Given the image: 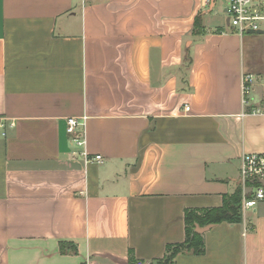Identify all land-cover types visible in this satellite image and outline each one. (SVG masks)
<instances>
[{
	"label": "crops",
	"instance_id": "0c3cea01",
	"mask_svg": "<svg viewBox=\"0 0 264 264\" xmlns=\"http://www.w3.org/2000/svg\"><path fill=\"white\" fill-rule=\"evenodd\" d=\"M214 7L0 0V264H158L187 208L241 184L243 156L264 153V84L246 103L245 34ZM83 116L76 147L67 118ZM203 234L174 264H264V200Z\"/></svg>",
	"mask_w": 264,
	"mask_h": 264
},
{
	"label": "built area",
	"instance_id": "2783aa9c",
	"mask_svg": "<svg viewBox=\"0 0 264 264\" xmlns=\"http://www.w3.org/2000/svg\"><path fill=\"white\" fill-rule=\"evenodd\" d=\"M212 0H204L206 6L211 4ZM227 13L229 16V25L240 34H246L248 30L264 31V0H227ZM258 79L255 74L245 72L242 75V89L246 97L250 96L253 87ZM190 110L189 106L185 107ZM9 126H13L11 123ZM67 133L76 147H84L86 144V117H68ZM0 134L7 135L6 124L0 118ZM74 156L81 155L86 161H102L100 154L91 157L84 149L75 148L72 151ZM264 178V153L245 154L242 158L240 180L243 189L242 210L253 208L259 201L264 200V185L260 180ZM251 187V191H246ZM84 264H101L100 261L88 257ZM136 264H151L146 260H137Z\"/></svg>",
	"mask_w": 264,
	"mask_h": 264
},
{
	"label": "trees",
	"instance_id": "16d2710c",
	"mask_svg": "<svg viewBox=\"0 0 264 264\" xmlns=\"http://www.w3.org/2000/svg\"><path fill=\"white\" fill-rule=\"evenodd\" d=\"M202 29V19L197 16L195 20L194 33ZM192 63V57L187 54L183 66L189 68ZM243 189L239 184L231 193L223 197L221 206L206 208H187L185 210L186 238L180 243H171L167 245L164 257L158 260V264H174L177 255L185 250L194 254L201 255L205 253L204 234L196 231L197 225L206 226L208 224H219L221 222L238 223L243 219L242 210ZM67 243L61 241L60 249L62 252L67 251ZM73 246V245H72ZM74 247V246H73ZM130 256V261H132Z\"/></svg>",
	"mask_w": 264,
	"mask_h": 264
},
{
	"label": "rangeland",
	"instance_id": "374dc122",
	"mask_svg": "<svg viewBox=\"0 0 264 264\" xmlns=\"http://www.w3.org/2000/svg\"><path fill=\"white\" fill-rule=\"evenodd\" d=\"M227 5V0H217L210 16L213 17V15H217V21L223 23L227 16L224 12ZM244 43L246 52L245 57L252 69L250 73L255 74L258 79L257 82H262L264 84V34L246 33Z\"/></svg>",
	"mask_w": 264,
	"mask_h": 264
},
{
	"label": "water",
	"instance_id": "95a60500",
	"mask_svg": "<svg viewBox=\"0 0 264 264\" xmlns=\"http://www.w3.org/2000/svg\"><path fill=\"white\" fill-rule=\"evenodd\" d=\"M216 1L217 0H212V2H211V8H213L214 6H215V3H216ZM226 11H227V9H226ZM247 33H249V34H264V31H257V32H255V31H253V30H248V32ZM260 182L264 185V178H262L261 180H260ZM252 189H251V187H248L247 189H246V191H251ZM214 226V224H208V225H206V226H200V225H197V227H196V231L197 232H199V233H205L206 231H208L210 228H212Z\"/></svg>",
	"mask_w": 264,
	"mask_h": 264
}]
</instances>
